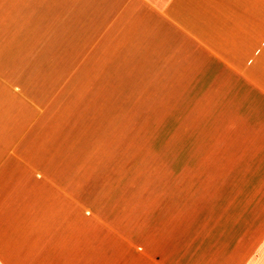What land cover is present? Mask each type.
<instances>
[{"label": "crops", "instance_id": "crops-1", "mask_svg": "<svg viewBox=\"0 0 264 264\" xmlns=\"http://www.w3.org/2000/svg\"><path fill=\"white\" fill-rule=\"evenodd\" d=\"M116 78L215 106L210 186L171 194L193 199L127 252L75 164L40 151L52 101L101 109ZM0 264H264V0H0Z\"/></svg>", "mask_w": 264, "mask_h": 264}, {"label": "rangeland", "instance_id": "rangeland-1", "mask_svg": "<svg viewBox=\"0 0 264 264\" xmlns=\"http://www.w3.org/2000/svg\"><path fill=\"white\" fill-rule=\"evenodd\" d=\"M148 85L116 78L106 85L101 109L82 105L76 88L69 90L49 106L64 113L57 117L60 123L42 128L40 151L75 164L90 187L93 210L106 220L108 236L112 229L123 237V252L147 236L162 235L173 200L193 199L171 194L210 186L201 174L211 172L215 106L198 96L199 84L171 83L175 98L167 99L168 84Z\"/></svg>", "mask_w": 264, "mask_h": 264}]
</instances>
